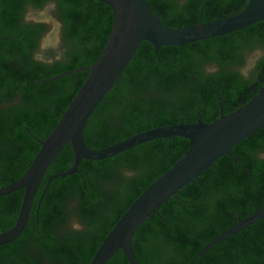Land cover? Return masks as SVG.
<instances>
[{
	"label": "trees",
	"instance_id": "16d2710c",
	"mask_svg": "<svg viewBox=\"0 0 264 264\" xmlns=\"http://www.w3.org/2000/svg\"><path fill=\"white\" fill-rule=\"evenodd\" d=\"M148 2L165 26L181 28L235 15L248 0ZM49 3L62 23L63 50L62 58L52 54L51 62L35 56L48 24L26 19L30 9L42 10ZM112 24L110 7L97 0H0V187L24 175L88 72L45 80L93 64ZM257 50L261 56L244 73L248 57ZM208 66L215 69L208 71ZM263 84L264 21L158 52L142 42L88 121L85 142L99 149L153 127L200 118L212 122L220 117V103L229 114ZM188 149L189 141L177 136L105 160H82L79 174L52 181L38 208L48 178L72 166L74 153L66 145L47 171L25 230L0 246V264H89L135 199ZM23 196L21 189L0 196V232L14 226ZM262 208L264 128L236 144L150 216L136 231L135 253L141 264H264V218L195 258L221 233ZM74 214L84 226L80 230L69 227ZM107 264L129 263L120 250Z\"/></svg>",
	"mask_w": 264,
	"mask_h": 264
},
{
	"label": "water",
	"instance_id": "95a60500",
	"mask_svg": "<svg viewBox=\"0 0 264 264\" xmlns=\"http://www.w3.org/2000/svg\"><path fill=\"white\" fill-rule=\"evenodd\" d=\"M97 1L106 4L112 11L113 24L106 45L93 64L45 80L51 82L73 73L88 72L55 128L45 140L40 141L41 148L24 175L9 186L0 187V196L24 190L18 218L12 228L0 232V246L15 241L25 230L47 171L66 145L70 144L74 153L72 166L48 178L38 200V208L52 181L79 174L82 160L101 161L155 139L183 137L189 141V149L135 199L109 231L89 263L107 264L122 250L129 264H141L133 246L138 228L186 185L213 167L221 157L230 154L236 144L264 128V84L249 101L229 114L221 112V116L212 122L207 123L200 118L195 123L153 127L99 149L90 148L85 142L87 123L129 66L142 42H149L158 52L163 46L182 47L231 34L264 21V0H248L244 9L235 15L181 28L165 26L152 11L148 0ZM263 218L264 208L256 209L252 215L240 219L235 226L207 244L195 258Z\"/></svg>",
	"mask_w": 264,
	"mask_h": 264
},
{
	"label": "rangeland",
	"instance_id": "374dc122",
	"mask_svg": "<svg viewBox=\"0 0 264 264\" xmlns=\"http://www.w3.org/2000/svg\"><path fill=\"white\" fill-rule=\"evenodd\" d=\"M26 19L32 21H42L47 23L49 26L48 32L44 34L43 38L41 39L40 47L35 54L36 58L41 59L43 61L51 62L53 61L52 54H55L54 59H61L63 51L61 46L62 23L55 15L54 3H49V5H47L42 10L30 9L26 15ZM260 56L261 51L257 50L253 52L248 57V63L242 69V71L247 74L256 59ZM69 227L71 229L80 230L84 226L74 214L69 221Z\"/></svg>",
	"mask_w": 264,
	"mask_h": 264
},
{
	"label": "flooded vegetation",
	"instance_id": "af4514ba",
	"mask_svg": "<svg viewBox=\"0 0 264 264\" xmlns=\"http://www.w3.org/2000/svg\"><path fill=\"white\" fill-rule=\"evenodd\" d=\"M215 69V67H213V66H208L207 67V70L208 71H213ZM256 86H254L253 87V90H255L256 91ZM254 95H252V96H250L251 98L253 97ZM246 100V99H245ZM245 100H242L243 102H245ZM220 108H221V112H223L224 113V109H223V104L222 103H220ZM235 111V110H234ZM220 116H221V113H220ZM263 209V208H262ZM247 218V217H246ZM243 219H245V218H243ZM3 248V247H2ZM1 260H3V259H1Z\"/></svg>",
	"mask_w": 264,
	"mask_h": 264
}]
</instances>
